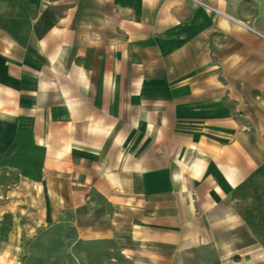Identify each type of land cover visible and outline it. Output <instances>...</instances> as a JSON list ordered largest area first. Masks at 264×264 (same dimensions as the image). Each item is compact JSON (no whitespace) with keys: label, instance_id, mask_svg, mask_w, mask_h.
<instances>
[{"label":"crops","instance_id":"1","mask_svg":"<svg viewBox=\"0 0 264 264\" xmlns=\"http://www.w3.org/2000/svg\"><path fill=\"white\" fill-rule=\"evenodd\" d=\"M255 96L264 0H0V264H264Z\"/></svg>","mask_w":264,"mask_h":264},{"label":"rangeland","instance_id":"2","mask_svg":"<svg viewBox=\"0 0 264 264\" xmlns=\"http://www.w3.org/2000/svg\"><path fill=\"white\" fill-rule=\"evenodd\" d=\"M254 125L253 127L243 128V130H253L255 138L257 140L256 145L259 148L261 157L257 159V170L248 183L246 189L243 191L246 211L252 216L264 217V125L261 126L262 118H264V112L262 111L261 102L256 101L254 103ZM261 220V219H260ZM49 241V242H48ZM57 242V244H56ZM46 251H50L44 255H41V263L43 264H68L69 254L68 251L63 249V244L58 240H45L43 243ZM37 259L38 256H35Z\"/></svg>","mask_w":264,"mask_h":264}]
</instances>
